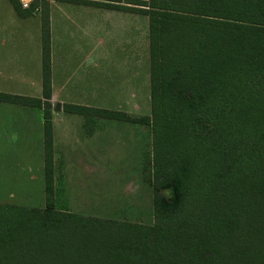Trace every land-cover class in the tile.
I'll use <instances>...</instances> for the list:
<instances>
[{"label":"trees","instance_id":"16d2710c","mask_svg":"<svg viewBox=\"0 0 264 264\" xmlns=\"http://www.w3.org/2000/svg\"><path fill=\"white\" fill-rule=\"evenodd\" d=\"M10 2L23 17L38 3ZM129 3L149 18L151 114L63 109L150 126L154 222L73 212L55 185L50 5L41 0L44 98L0 92V101L43 107L46 202H0V264H264V0Z\"/></svg>","mask_w":264,"mask_h":264},{"label":"crops","instance_id":"0c3cea01","mask_svg":"<svg viewBox=\"0 0 264 264\" xmlns=\"http://www.w3.org/2000/svg\"><path fill=\"white\" fill-rule=\"evenodd\" d=\"M47 1L51 25V102H60L64 114L59 123L60 135L64 141H69L71 136L72 139L78 137L80 142L86 137L91 140L99 131L85 134L80 113L65 111L63 105L102 108L99 97L95 98L102 91V79L108 78L110 83L111 77L118 76L123 79L125 93L127 86L132 89L133 71L137 69L134 63L144 60L148 71L149 18L147 14L127 9L131 4L126 2L105 6L68 0ZM36 7L30 15L23 17L10 0H0L1 93L30 98L43 96L40 3ZM109 83H103V86ZM41 109L29 100L0 101V124L6 130L13 129L11 134L17 141H32L35 138L31 139V127L35 133L37 121L41 125L44 122ZM53 133L55 140L58 136L55 122Z\"/></svg>","mask_w":264,"mask_h":264},{"label":"rangeland","instance_id":"374dc122","mask_svg":"<svg viewBox=\"0 0 264 264\" xmlns=\"http://www.w3.org/2000/svg\"><path fill=\"white\" fill-rule=\"evenodd\" d=\"M37 1L40 3L41 0ZM87 1L119 6L116 3L144 0ZM21 2L24 8L29 9L32 0ZM141 43L144 47V36ZM134 66L137 69L133 71L132 89L127 86L126 93L121 77H111L110 83L108 78L102 79V91L95 95L96 99L99 97L102 108L122 111L132 118L151 114L150 62L148 71L144 60L134 63ZM103 83L110 85L104 87ZM51 103L53 122L58 130L54 140L55 185H63L70 210L83 215L152 224L153 190L149 183V165L145 164V153L152 150L150 126L134 120L120 121L80 114L85 134L89 135L92 130L99 132L91 140L86 137L80 142L78 137L72 139L71 136L69 141H64L59 125L64 118L62 104L56 100ZM37 122L35 136L31 127V139H35L26 142L17 141V137L11 134L13 129L6 130L0 124L1 202L36 207L45 205L44 131L40 121ZM79 146L82 147L79 149ZM63 200L59 198L57 204Z\"/></svg>","mask_w":264,"mask_h":264},{"label":"built area","instance_id":"2783aa9c","mask_svg":"<svg viewBox=\"0 0 264 264\" xmlns=\"http://www.w3.org/2000/svg\"><path fill=\"white\" fill-rule=\"evenodd\" d=\"M25 6H27V3H24Z\"/></svg>","mask_w":264,"mask_h":264}]
</instances>
